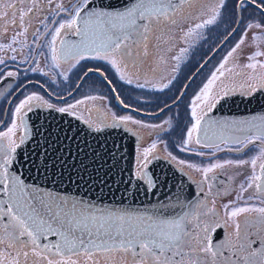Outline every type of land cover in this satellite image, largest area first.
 <instances>
[{"label": "snow or ice", "instance_id": "1", "mask_svg": "<svg viewBox=\"0 0 264 264\" xmlns=\"http://www.w3.org/2000/svg\"><path fill=\"white\" fill-rule=\"evenodd\" d=\"M25 2L31 5L27 12L20 10V4ZM52 3L53 0H46L47 5ZM185 3L186 0H175V2L174 0H132L122 9H115L111 5L96 7L95 0H75L70 7H66L61 0L55 5V14L58 16L63 12L66 16L61 20L53 21L57 26L50 33L51 40L47 45L51 60L54 66L59 68L61 57L65 60L79 57L82 60L91 53L93 59L109 61L117 72L121 71V67L127 68L130 60L135 67V58L150 55L149 41L162 39L163 33L161 36H157L156 33L161 32L162 29L167 30L169 22L173 25L177 23L168 15L169 10L181 15L183 12L181 6ZM243 3L244 0H240L237 7H242ZM252 3L257 4V0H252ZM45 6L42 0H16L15 4L6 5L8 10L0 12V20L9 21L5 25L4 32L7 34L12 26L19 31L10 37V43H0V51L17 53L18 49L13 46L17 43L21 45V49L23 48V43L32 27L28 21L37 11L43 12ZM258 6L264 7V0H259ZM196 7L199 8V5ZM224 7V0H220V4L212 9V15L195 23L193 27L199 30L215 24ZM49 15L52 13L50 12ZM40 23H43V20H40ZM251 29L264 32V23L250 22L245 26L240 39L192 97L188 105L190 126L187 127L182 140L184 146L182 150L188 151L187 146L193 142L204 148L213 147L207 142L208 134L213 128L216 130L217 139L226 142L225 133L229 130L227 122L221 124L206 117L207 113L216 106L215 85L225 78L226 73L232 72V68L227 67L230 58L238 63L241 56L236 55L237 50L243 52L241 46L248 38V31ZM237 31L238 28H233L225 40ZM38 32L37 28L32 35L35 37ZM192 32L193 29L188 28L184 31V35L191 36ZM69 33L78 36L79 40L63 39ZM132 33H135L137 38L129 45L126 41L130 39ZM18 37L22 39L18 40ZM257 39L258 34L254 32L251 40L255 42ZM58 40L63 46L61 49L56 47ZM35 42L36 40L33 41ZM180 51L186 54L188 49L181 48ZM257 57H264V51L259 50L258 45L256 50L247 55L249 62L240 66L242 70H250L247 81L239 85L244 89L245 95H252L258 88L264 89V74L256 71L258 67L264 69V61L258 60ZM10 59L15 60L16 55H12ZM24 59L27 60L28 57L25 56ZM173 59L179 61L180 57L176 56ZM5 62L0 59V65ZM30 70L41 71L38 67ZM178 70L177 63L173 71ZM6 75L14 77L17 72L8 71ZM235 75H243V71L236 72ZM3 78L4 74L0 73V79ZM173 79L175 77L162 83L161 89L168 88ZM127 83L132 84V79H128ZM137 87L143 88L145 85L138 84ZM229 88V85H223L225 96L229 94ZM44 107L52 109L55 105L35 93L25 96L13 110L10 126L6 131H0V264H264V206H233L235 202L230 201L224 205L226 218L219 217L215 220L213 217H218L217 210L214 205L209 207L205 203L189 205L188 211L174 217L159 214L138 216L126 211L96 213L90 206L85 207L83 202L70 204L63 196L45 193L39 187L27 184L20 170L15 168L18 157L21 161L24 160L17 153V149L25 143L30 132L29 124L26 123L28 114L34 109ZM72 107L73 105H69L67 108L60 107L57 110L64 113ZM160 111L163 112V109ZM113 119L164 130L161 125H145L139 120H133L131 116L113 117ZM164 124L171 126L168 120L164 121ZM111 126L118 127L119 123ZM250 127L254 129L255 134L251 138L246 136L243 140L237 137L236 142L242 147L230 150L241 152L249 145L259 142L258 155L250 159H227L204 167L184 160H180L179 164L200 172L203 177L201 183L210 179L208 174L215 173L217 169H224L227 166L235 168L250 166L252 174L246 176V186L243 183L240 185L241 193L254 189L255 192L264 195V117L261 118L259 125L252 124ZM156 148L157 143L154 141L143 149L142 159L137 158L135 175L150 186L153 185L154 180L147 169L152 159L158 158L155 155ZM216 151L223 149L217 145ZM197 154L206 155L203 151ZM210 154L214 155V153ZM168 156L173 161L177 159L171 153H168ZM242 198V195H238V199ZM252 198V196L248 197L249 200ZM253 223L261 226L257 228L256 239L252 238L253 233L250 231ZM222 226L229 228L226 240H221L217 232ZM52 235L60 239L54 243L41 242L42 237L47 238ZM255 244L259 246L253 247Z\"/></svg>", "mask_w": 264, "mask_h": 264}, {"label": "flooded vegetation", "instance_id": "2", "mask_svg": "<svg viewBox=\"0 0 264 264\" xmlns=\"http://www.w3.org/2000/svg\"><path fill=\"white\" fill-rule=\"evenodd\" d=\"M194 2L195 3L191 1L190 4H192L194 10L197 11L196 13L199 14L178 15L177 13L170 12L172 14L169 13L168 15L175 19L177 23L173 25L169 22L167 30L162 29L161 32L156 33L157 36H161L163 33L162 39L160 41H157L155 39H151L149 41V44L155 45V49H151L149 47L153 58L156 59L153 63L154 67L156 65L155 71L151 66L152 61L149 59V56H143L135 58V67L132 66V61L130 60L128 62V67H121L120 72H117L116 69L111 65V63H109V61L93 59V54L91 53L87 54L86 57L82 60H80L79 57H77L76 59L69 58L67 60H65L64 58H60V67L56 68L53 64V61L51 60V54L47 45L48 42L51 40L50 33L57 26L53 23V21L61 20L66 16V14H59L58 16L56 14L49 15L50 9L45 4L46 6L44 7L43 12L39 14L37 11L28 21V23L32 25V27L29 29L27 39L23 43V48L21 49V45L17 43L13 45L18 49L17 53H12L10 51L5 53L3 51H0V59L6 61L5 64L0 65V73L4 74V78L0 79V131H6L7 127L10 126L13 119V110L15 109L19 101L25 96L33 93L43 97V99L55 105L54 109L56 110L60 107L67 108L69 105H73V107L70 108L69 111L66 113L76 118H79L84 123L90 126H104L103 123L100 124L99 120H95V117L92 113L93 110H96V108H100L102 106L101 101L103 99L100 98L98 90L100 80L104 83L108 81L111 83L109 84V87L110 92L112 94L111 97L114 100V105H116V103L113 97V92L111 91V87L116 93L117 87L116 85H114L113 80H117L122 84L123 87L129 89L126 94H128L129 92L131 93L130 95H132L134 93L133 91L135 90L146 91L147 94H149V96H147L148 98L145 99H150L151 101L145 99L144 101L147 105H151L152 107L154 106L153 109L155 110H152L151 112L150 110L148 112L140 110L139 112L157 113L160 110L158 109L159 111H156V108L162 107L161 109H164L166 108L165 105H167V108L160 113L161 116L163 114H166L167 112H170L171 110H176V113L177 111L179 112L181 110H184L186 115H188L191 120L189 114L190 109L188 108V105L190 104L192 97L199 91L203 83L206 82L207 78L210 76L211 72L215 70V68L221 62L222 58L237 42L234 41L237 37L234 38L231 42H228V39L222 45L223 47L219 49L221 51L220 58H213L215 56V53L214 55H212V52V56H207L206 59L198 61L195 65H191L193 66V68L189 75H179V70L173 71L174 74H167V65H171L172 62H176L173 59V52L176 51V49L178 48L179 32L181 27L185 24L188 25L190 20L198 18L201 15L205 14V12H208L209 9L214 7V3H219L220 0H194ZM224 3H235V10L227 12L224 7L221 10V14H232V12L234 14H258L260 16L259 19L262 20L260 23H264V7L258 6L259 0H257V4H253L252 0H244L243 6L239 9L237 7V4L240 3V0H224ZM197 5H199V8L196 7ZM244 5L251 6L254 11H243ZM29 6L30 4L27 2L21 3L20 10L24 9L22 11L27 12L26 8ZM181 7L186 6L182 5ZM40 20H43V23H40ZM8 23V20H0V43H10V37L17 31H19L18 28L12 26L9 28L7 34H5L4 28L5 25ZM239 26L236 27L239 29V31H237L236 33H239L241 35L244 32L245 28L244 26L242 28H240ZM37 28L39 29V32L34 37L32 33L35 32ZM68 37L74 38L76 37V35L69 33L67 36L63 37V39L67 40ZM136 38V34L133 33L130 39L126 41V43L131 45L134 39ZM19 39L22 38L18 37V40ZM34 40H36L35 43H33ZM190 43L191 44H189L188 42L186 44V48L188 49L187 53L196 51V48H194L196 44L194 42ZM162 44L164 45V50L163 48H161ZM56 47L57 49L62 48L61 44L59 43V40L57 41ZM241 48L243 49L242 46ZM259 49L261 51L264 50V48L262 47H259ZM12 55H16L15 60L10 59ZM236 55L241 56L238 63L237 61L230 58L227 64V67L232 68V72L226 73L225 78H222L221 81H218L215 85L214 95H216L217 97L216 103L222 98L229 97H232V100L241 98L247 99V109L252 113L259 114V112L264 111V89L258 88L257 91L250 96L244 94V89L240 88L239 85L244 84L247 81L248 73L250 70H242L240 66L244 65L245 63H248L249 61L243 58L242 53L239 49L237 50ZM25 56L28 57L27 60L24 59ZM257 59L260 61H264V59L258 57ZM77 60H79L78 63ZM34 67H38L39 69H41V71H31L30 69ZM103 68L106 70H104ZM8 71L17 72V75L14 77H8L6 75ZM133 71H140L142 74L140 75V77H135L132 75ZM240 71H243V75L236 76L235 73ZM256 71L260 74H264V69H260L259 67ZM121 76H123V79H121ZM173 77H175V79H173L172 84L169 85L168 88L161 89L160 85L162 83H166L168 79H172ZM72 79L76 81V85L70 89L71 83L74 82L72 81ZM128 79H132L133 83L128 84ZM88 82H95V88L93 86L90 90L84 91L83 85ZM138 84H143L145 85V87H137ZM224 84L230 86L229 94L227 96L224 95L222 90ZM152 85H155V87H152ZM87 97H93L94 99H86ZM177 97L180 98L177 99ZM119 99L121 100L120 97ZM77 101L83 102L77 104ZM174 101L175 103H173ZM121 102L128 109H123L116 105V107L120 111H122L123 113H129L131 115H139L137 111L139 107H136L133 104H128L126 101L123 102L121 100ZM111 109L113 111H116L115 106L114 109ZM131 109H133L134 111H132ZM115 115L117 114H111L112 118H110V120L108 121L110 122V125L112 123L118 122L122 126H125L126 129L130 133L132 132L133 135L137 138V141L135 143L136 159L134 167V176L136 178H139L135 175V170L137 167V158L140 155L141 144L143 147L145 145L148 146V140L145 139L143 135L140 136L136 132L134 133L133 131L129 130V121L119 122L118 120L113 119ZM143 116L156 118L159 115ZM173 120H178V118L173 116L171 121ZM102 122H104V118ZM252 124H255L254 117L249 118V124L247 127L248 133L244 137H240L241 140H243L246 136L251 138L255 134L254 129H251L250 127ZM259 124L260 121L258 120V123L256 125ZM17 134H20L19 129L17 130ZM212 145L213 147L211 148H204L202 146L195 145L196 149H198L199 151L205 150L207 154L205 156H200V158L198 159L197 156L199 155H192V159L196 161L188 160L187 162H193L194 164L197 163L196 165L204 167L211 163H215L218 161L222 162L227 159H250L251 157L258 155L260 147L259 142H256L255 145H249L247 148H244V150L241 152H235L231 151L230 149L242 147V145L238 144L235 140L226 142L221 141ZM217 145L221 149H223V151H216ZM210 153H214V155H211ZM164 159L169 160L175 166L178 172L184 174L187 177V180L193 186V190L197 197L195 205L197 203H205L209 207H213L214 205L215 210H217L218 212V217H213L214 220L218 219L219 217L226 218L224 205L228 204L230 201L235 202L233 206H264V203H262V201H264V195L255 192L254 189H249L247 192L241 193L240 185L243 183L246 186V176L252 174L250 166H245L243 168L227 166L224 169H217L215 170V173L208 174L210 179L204 180L203 183H201L203 177L200 172H197L195 169L188 168L186 165L182 166L179 164V162L170 160L169 158L164 157ZM257 174H259L258 170ZM142 181L147 184L145 180ZM147 186L149 189L151 188L150 185L147 184ZM201 188H203V191H201ZM238 195H242L243 198L238 199ZM249 196H252L253 198L249 200ZM259 227L261 226L253 223L252 227L250 228V231L253 233V239L257 238V228ZM217 232L219 233V238L221 240H226L229 228L222 226L220 229L217 230ZM43 243L47 242L44 241ZM258 246L259 244L253 245V247ZM225 254H227L226 250Z\"/></svg>", "mask_w": 264, "mask_h": 264}, {"label": "water", "instance_id": "3", "mask_svg": "<svg viewBox=\"0 0 264 264\" xmlns=\"http://www.w3.org/2000/svg\"><path fill=\"white\" fill-rule=\"evenodd\" d=\"M131 2L95 0V6L111 5L115 9H122ZM73 40H79V37H68L66 41ZM114 99L117 106L128 109L115 93ZM236 101L239 106L230 115L222 112L225 103ZM246 101L242 98H222L207 113L208 120L221 124L227 122L229 130L225 133L226 141L244 137L248 133L250 117H254L255 124L258 120L261 123L264 111L259 114L250 112ZM138 113L158 116L161 111ZM26 123L30 127L29 135L17 149L24 160L18 157L15 168L20 170L27 184L35 185L45 193L63 196L70 204L83 202L85 207L90 206L96 213L126 211L138 216L159 214L174 217L188 211L189 205H195L197 201L187 177L167 159L157 158L148 165L147 172L154 180L150 189L145 182L136 178L137 138L120 123L118 127L111 126L118 122L96 128L66 112L42 108L29 113ZM207 142H221L217 139L215 128L209 132ZM59 239L52 235L42 237L41 242L54 243Z\"/></svg>", "mask_w": 264, "mask_h": 264}, {"label": "rangeland", "instance_id": "4", "mask_svg": "<svg viewBox=\"0 0 264 264\" xmlns=\"http://www.w3.org/2000/svg\"><path fill=\"white\" fill-rule=\"evenodd\" d=\"M191 1H193V3H195L194 0H186V3L184 5L187 8L182 7V9H183L182 14H199V13H196L197 11H195L192 4H190ZM198 1H203V0H198ZM58 2H61V0H53V3L51 5H47L46 0H42V3L46 4L47 7H49L50 12L52 14H55V5ZM62 2L66 7H70L71 4L75 2V0H62ZM15 3H16V0H2V2H0V12H6L8 10L6 5L15 4ZM219 4H220V2L219 3L215 2L213 8H216ZM29 7H31V5ZM29 7H27L26 10H28ZM213 8L209 9L208 12H205V14L201 15L200 17L190 20L188 25L185 24L181 27L180 32H179L178 48L176 49V51L173 52L174 55L172 54L173 57H176V56L180 57L179 75H181V74L189 75L192 71V68H193V66H191V65H195L198 61L206 59L207 56H210L212 52H213V54L215 53V56L213 58H215V57L220 58V52L221 51L219 49L221 47H223L220 44L225 39V37L228 36V33L231 32L233 28H236L239 25H240L239 26L240 28H242L243 26L245 28V26L250 22H258V21L261 22L262 21L259 19L260 16L258 14H240V21H242V23H240V21L238 22V14H234L232 12V14H221V16L218 18V20L215 24L207 25V26H205L199 30H196L193 27V25L195 23L200 22L203 19L210 17L212 15V9ZM22 10H24V9H22ZM225 10L227 12L228 11H234L235 10V3H230V4L225 3ZM243 11H245V12L250 11L251 12V11H254V9L249 5L248 6L244 5ZM170 12H172V11H169L168 14ZM38 13L40 14L41 12L38 11ZM60 14H66V13L61 12ZM170 14H172V13H170ZM188 28H192L193 32H192L191 36L186 37L184 35V31H186ZM182 30H184V31H182ZM197 32L199 33V35H197ZM254 32L258 34V39L255 42H253L251 40L252 34ZM241 35L239 33L233 34L232 36H230L228 42H231L236 37L237 38L234 41H238L240 39ZM188 42H189V44H191L190 42H194L196 44L194 46V48H196V51H194V52L192 51L191 53H186V54L182 53L180 51V49L186 48V44ZM257 45L259 47L264 48V32H262L259 29H251L248 31V38L245 40V43L242 45V47H243V52H242L243 58L247 59V55L251 54L254 50H256ZM150 48L155 49V45L150 44ZM161 48H163V50L165 49L163 44L161 45ZM149 52H150L149 59L152 61L151 66H152L153 70L155 71L156 65L154 67L153 63H154V60H156V59L153 58L150 49H149ZM240 52H241V50H240ZM258 58L264 59V57H258ZM179 62L176 61L175 63L172 62L171 65H167V67H168L167 74H174L173 68L177 65V63L179 64ZM104 70H106V69H104ZM147 70H148V68H147ZM141 74L142 73L140 71H138V72L133 71L132 72V75L135 77H138V76L140 77ZM72 81H74V82L71 83L70 89L76 85V81L74 79H72ZM113 81H114V85H116V87H117L116 93L113 90V88L111 87V91L113 92V97H114V93H115L116 95H118L121 98V100L123 102L126 101L128 104H133L134 106L139 107L137 109L138 112L140 110L141 111H147V112L149 110H150V112L152 110H155V109H153L154 106L152 107L151 105H147L144 101V99L148 98L147 96H149V94H147L146 91L135 90V91H133L134 93L132 95H130L131 93H129V92H128V94H126V92L129 89L123 87L119 81H117V80H113ZM109 84H111L109 81L105 82V83L101 80L99 81V85H98L99 96L103 100L101 101L102 106L100 108H96V110L92 111V113L95 117V120H99L100 124L103 123L104 126H110V122H108V121L110 120V118H112L111 114L112 115L117 114V115H115V117L131 116L133 118V120H139L145 125L158 124V125H161V127L164 129L163 131H161L160 129L141 127V125L134 124L131 121H129L128 129L133 131L134 133L136 132L140 136L143 135L145 137V139L148 140L147 141L148 146L145 145L143 147L141 144L139 158L142 159L143 149L149 147L154 141L157 143L155 155H156V157L162 158V159H164V157H165V158H169L170 160H172L168 156V153H171L173 156H175L177 158L175 161L179 162L180 160H184L187 162L188 160L196 161V160L192 159V157H193L192 155H198L197 153H199L200 151H203L207 154V152L205 150L199 151L198 149H196L195 148V145H196L195 142H193L191 145L187 146L189 149L188 151L182 150V148L184 147L182 144V140L184 138L187 127L190 126V123H189L190 118L188 117V115H186L184 110H181L179 112L177 111V113H176V110H171L170 112H167L166 114H163L162 116L159 115L156 118L143 116V115H140L139 113H138L139 115H135V114L131 115L129 113H123L122 111H120L116 107V105H114V100L111 97L112 94L110 92ZM94 85H95V82H88V83L83 85V90L84 91L90 90ZM94 88H95V86H94ZM53 90H54V88H53ZM145 100L151 101L150 99H145ZM106 102H107V104H106ZM108 103H109V105H108ZM114 106L116 108V111H113L111 109V108L114 109ZM161 108L162 107L156 108V111H159ZM173 116L177 117L178 120L171 121ZM102 117L104 118V122H102L103 121ZM166 120L170 121L171 126H169L168 124H164V121H166ZM104 126H100V127H104ZM123 127H125V126H123ZM96 128H98V127H96ZM152 139H154V140H152ZM198 158H200V155L197 156V159ZM153 160L154 159H152V161ZM187 163H189V162H187ZM191 163H193V162H191ZM195 164H197V163H195ZM136 171H137V167H136L135 173H136ZM184 171H185V169H184Z\"/></svg>", "mask_w": 264, "mask_h": 264}, {"label": "bare ground", "instance_id": "5", "mask_svg": "<svg viewBox=\"0 0 264 264\" xmlns=\"http://www.w3.org/2000/svg\"><path fill=\"white\" fill-rule=\"evenodd\" d=\"M238 106H239V102L238 101L231 102V103H225L224 107L222 108V112H225L228 115H230Z\"/></svg>", "mask_w": 264, "mask_h": 264}]
</instances>
